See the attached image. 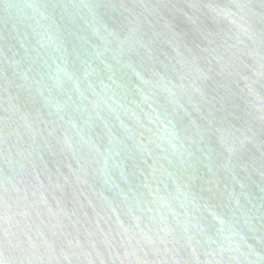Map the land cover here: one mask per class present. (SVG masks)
Masks as SVG:
<instances>
[{
  "label": "water",
  "instance_id": "obj_1",
  "mask_svg": "<svg viewBox=\"0 0 264 264\" xmlns=\"http://www.w3.org/2000/svg\"><path fill=\"white\" fill-rule=\"evenodd\" d=\"M0 264H264V0H0Z\"/></svg>",
  "mask_w": 264,
  "mask_h": 264
}]
</instances>
